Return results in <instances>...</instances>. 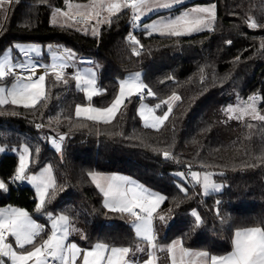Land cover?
I'll use <instances>...</instances> for the list:
<instances>
[{
  "label": "trees",
  "instance_id": "obj_1",
  "mask_svg": "<svg viewBox=\"0 0 264 264\" xmlns=\"http://www.w3.org/2000/svg\"><path fill=\"white\" fill-rule=\"evenodd\" d=\"M195 4L216 6L212 30L169 36L149 35L144 27H136L142 48L127 39L133 15L129 9L112 16L111 23H102L98 35L92 34L94 24L81 29L52 23L53 10L63 7L65 0H13L0 9V54L18 42H36L43 45L47 59L51 44L70 50L76 58L92 56L97 86L110 88L107 96L95 101L100 107L112 103L119 82L133 71L142 72L143 83L154 93L148 95L145 89L126 98L112 122L105 124L76 117V106L85 102L76 80L64 74L68 83L57 82L49 72L47 98L35 108L0 105V147L28 145L32 154L26 174L50 164L57 185L54 192L50 190L45 211L36 212L35 189L24 181H10L19 154L0 151V178L8 184V191L0 190V209L26 210L44 226L45 239L50 235L48 213L67 214L72 224L81 226L70 239L82 252L100 242L131 247L135 259L146 260L150 247L135 235L132 218L109 212L103 206V193L89 176L127 173L167 197L158 211L166 220L154 219L159 264H171L166 249L176 241L197 252L226 254L236 229L264 221V122L250 117L227 120L222 111L236 93L242 98L258 95L264 114V28L252 29L246 23L248 17L259 19L264 14V0H192L181 6ZM7 77L3 80H16ZM173 93L181 100L169 119L159 130L146 127L138 110L142 100L154 105ZM51 137L62 144L61 151L51 145ZM164 152L172 158L166 159ZM192 169L217 172L225 189L202 195L198 185H189L175 174ZM182 185L187 196L180 191ZM193 211L203 221L199 227H194ZM137 246L145 251H136Z\"/></svg>",
  "mask_w": 264,
  "mask_h": 264
},
{
  "label": "snow or ice",
  "instance_id": "obj_2",
  "mask_svg": "<svg viewBox=\"0 0 264 264\" xmlns=\"http://www.w3.org/2000/svg\"><path fill=\"white\" fill-rule=\"evenodd\" d=\"M13 0H0V9L5 4H11ZM180 3V0H90L88 5H76V15L80 17L76 23L86 24L90 20L95 19L97 24L111 23V17L120 13L123 9H129L133 15V22L140 21L141 17L154 8H171L174 4ZM71 7V5L69 6ZM107 12L109 15L101 19V13ZM56 14L62 15L66 20H74L69 12L56 9ZM56 14L53 15L52 23H56ZM216 19V6L193 8L188 12H184L180 16L173 19L160 20L152 24H144L143 27L148 30L151 35L158 32L160 35L182 36L189 35L193 32L203 31L205 29L212 30V24ZM247 26L252 29L264 28V14L259 19L248 17ZM71 26V25H67ZM79 30V29H78ZM93 35H98L97 28L93 27ZM128 41L140 48L143 45L133 35L127 37ZM231 43V41H228ZM16 47H20L17 45ZM31 51L39 53L38 46H33ZM25 55L28 51L21 48ZM69 56L73 54L70 50H65ZM133 53L137 56L140 52L133 48ZM238 59V58H237ZM45 67L44 74L39 75L36 79L33 76L36 72V65L17 63L13 64L6 56L0 61V79H3L15 72L16 69H22L31 74L26 77H19L11 88L0 87V105L11 103L12 105H22L25 108H35L46 96V76L49 71L54 74L55 81L67 84L64 79V69L67 64H52L50 69ZM73 79L77 81V87L87 93L88 99L99 94L96 88L95 73L91 75H82L77 73ZM86 85V87H81ZM147 89L148 95H154L151 89L143 83L139 73L130 75L127 79L119 82V93L115 96L112 103L105 108H96L91 105L80 106L75 108L76 117L85 116L88 120L111 123L124 105L125 99L133 94L139 95ZM260 99L258 96H250L243 105L235 107L229 106L225 109L229 114V118L242 120L250 117L252 120L264 122V115H261L256 108V101ZM181 97L175 93L167 99L161 101L155 106L160 109L166 106V110L161 115H155V109L141 107L140 115L145 121L151 119V124L146 123V127H152L157 130L164 125L169 119L173 111V105ZM43 125H37L42 127ZM252 128V124L247 125ZM64 136H60L59 140L63 141ZM250 138V137H249ZM57 148L60 144L56 143ZM5 149L0 147V151ZM38 152L39 149H36ZM31 151L28 145L23 146L22 154L19 158V167L12 177V182L28 180L35 186L38 196L36 204V212H42L46 209V202L51 198L50 190L56 189V180L52 174V167H45L38 175H27L29 167V158ZM166 159L172 158L169 152H164ZM178 176L184 177V173H177ZM191 178L196 184L203 188L205 195L210 192L220 191L222 185H219L213 179L212 172H191ZM96 187L103 193V206L109 212L120 214H128L131 219V225L135 235L143 242L148 244L152 249H157L156 233L154 227V219L161 222L166 220L165 216L158 214V209L167 199L166 196L152 192L143 185L131 181L129 178L120 176L104 177L98 173H89ZM0 190L8 191V184L4 179H0ZM180 191L187 196V189L180 187ZM219 203V202H217ZM195 218L194 227H199L203 221L199 214L193 211ZM219 216V212L217 211ZM51 220L50 235L43 238L41 233L44 232V226L38 224L32 216L21 208L0 209V264H6L5 258L10 264H48L49 258L53 261H59V264H77L80 258L82 264H136L135 260L129 259L130 254L134 255L131 247H117L107 243H96L90 250H82L74 243H66L70 234L71 218L67 214L53 215L48 213ZM221 218V223H224ZM264 221H258L255 226L238 228L234 231L231 244V251L223 255H211L206 251L193 252L185 249L181 241L173 242L168 246L167 252L171 253V264H264ZM8 236L14 237V242L18 246L13 247L11 242H6ZM40 242L37 243V238ZM26 245L31 248H26ZM160 251H165L160 248ZM136 251H145L144 248L136 247ZM179 253V255H177ZM158 257L153 251L150 257L144 261V264H157Z\"/></svg>",
  "mask_w": 264,
  "mask_h": 264
},
{
  "label": "rangeland",
  "instance_id": "obj_3",
  "mask_svg": "<svg viewBox=\"0 0 264 264\" xmlns=\"http://www.w3.org/2000/svg\"><path fill=\"white\" fill-rule=\"evenodd\" d=\"M90 3V1H88V2H85L84 0H65V5L63 6V7H57V8H55L54 10H53V12H52V18H53V15L54 14H56V9H61L62 11H67V12H69V15L70 16H73L74 18H75V16H76V12H77V8H76V5H81V6H84V5H88ZM71 5V7H69ZM210 6V5H209ZM198 7H208V5H205V6H198ZM158 9V8H157ZM185 11H183V12H181V13H172V12H169V14H167V15H164V14H157V15H154V16H151V14H152V12L150 11V12H147V14L146 15H144V16H142L141 17V20L140 21H136L137 22V25L138 26H143L144 24H152L153 22H157V21H160V20H168V19H173V18H175V17H177V16H180L181 14H183ZM187 12V11H186ZM102 13H104V16H103V18L104 17H107L109 14L107 13V12H102ZM51 18V19H52ZM145 20V21H144ZM76 20L74 19V20H66V18L64 17V16H62V15H58V14H56V23H58V24H69V25H75V26H77V27H79V28H81V29H86L87 28V24L88 23H86V24H82V23H76L75 22ZM144 21V22H143ZM103 23V22H102ZM102 23H100V24H97V23H95L94 25H93V27H95V28H97V30H99V28H100V26H101V24ZM214 24V23H213ZM213 24H212V28H213ZM205 30H207V29H205ZM154 33H158V32H154ZM193 33H195V32H193ZM193 33H191V34H193ZM159 34V33H158ZM17 45H27V44H25V42H18V43H16L15 45H14V47H9V48H7L2 54H0V61H3V59L7 56L8 57V59L10 60V62L11 63H14L16 60H20V62L19 63H23L22 61H24L23 60V57H21L22 55H23V52L21 51V49L19 48V47H16ZM29 45V44H28ZM31 46H30V48L28 49V52H29V56H32V57H36L35 58V60H34V62H33V64L34 65H36V72H35V75L33 76V79H36L39 75H37V73L44 67V65L46 64V58H45V52H44V50H43V45L42 44H40V43H36V42H32L31 44H30ZM33 46H38L40 49H42L43 51H41V52H39V53H36V52H33V51H31L30 49L33 47ZM16 48H19V52L17 51L16 52ZM49 51V49L48 48H46V52H48ZM55 56V54H51V57H54ZM71 59H68V58H66V60H68L69 62L71 61V62H74V63H76L77 64V66H79V64L80 63H82V67L80 68V66L78 67V69H81V71H78L80 74H82V75H91L92 73H95V77H96V75H97V67H96V64H95V62H94V58L92 57V56H90V55H83V56H81V57H78V58H76V57H73V56H69ZM75 70V69H74ZM135 73H139L140 74V76H141V79H142V72L141 71H133V72H130V73H128L123 79H121V81L122 80H125V79H127L130 75H132V74H135ZM23 77H26V76H28V75H30L31 73L30 72H28V71H23L22 73H20ZM6 78V77H5ZM4 79V78H3ZM3 79H0V87H5V88H11V86L14 84V83H16V81H4ZM77 82V81H76ZM81 87H86V85H81ZM96 88L98 89V90H100L99 89V87L97 86V80H96ZM85 93V95H86V97H84L85 99V102H83V103H80L79 105L80 106H88V105H91L92 107H96V108H105V107H100V106H97L96 105V103H95V99H93L94 98V96L92 97V99L91 100H89L88 99V96H87V93L86 92H84ZM99 93H100V91H99ZM119 93V92H118ZM118 95V94H117ZM134 95V94H133ZM178 95V94H177ZM96 96H98V95H96ZM101 96V95H100ZM252 96H258V95H252ZM250 97V96H249ZM259 97V96H258ZM167 99V98H166ZM126 100V99H125ZM248 100V97H245V98H242L240 95H237L236 93L235 94H232L231 95V97H230V99H229V102L226 104V106L223 108V113H225V115H226V119L227 120H236L237 121V119H234V118H229V114L228 113H226V111H225V109H227L229 106H233V107H235V106H237V105H243V103L244 102H246ZM161 102H159V103H157V104H160ZM177 103V101L175 102V104ZM157 104H154V105H152V104H150L148 101H146V100H142V103L140 104V106H139V113H140V109H141V107L143 106V107H145V108H151V109H155V115H161L162 114V112L164 111V110H166V109H164L162 112H160L159 110L160 109H162L163 108V106L160 108V109H156L155 108V106L157 105ZM175 104L173 105V108H174V106H175ZM259 104H260V99H258L257 101H256V108H257V110L259 111V113L261 114V115H264V114H262V112L260 111V108H259ZM108 107V106H107ZM142 117V116H141ZM246 118V117H245ZM244 118V119H245ZM142 119H143V117H142ZM244 119H242V120H244ZM143 122H144V124L146 125V123L147 124H151V119H149L148 121H145L144 119H143ZM227 131V133H231V130H229V132H228V130H226ZM53 140H55V138L54 137H51L50 138V143H51V145L54 147V148H56L58 151H61L62 150V144L61 143H59V142H56V143H58V144H60V147L59 148H57V146H56V144H54L53 143ZM24 146V145H23ZM23 146L20 148V149H17V148H12V149H6L5 147H2V148H4L5 150L4 151H7V152H13V153H18L19 154V158H20V155L22 154V150H23ZM29 162H30V158H29ZM50 164H47V165H45L44 167H42L39 171H37V172H33V173H29V174H27V175H29V176H31V175H38L45 167H47V166H49ZM51 166V165H50ZM18 167H19V165H18ZM52 167V166H51ZM191 172H200V173H203V172H212V173H214V176H213V179L215 180V182L217 183V184H219V185H222V187H221V189H220V191H222V190H224L225 189V187H226V185H225V183L224 182H221V181H219V180H217V172H214V171H211V170H200V169H192V170H190V171H184V170H177L176 172H175V174L177 175V173H184L185 174V176L184 177H180V176H178L179 178H181L183 181H185L186 183H188L189 185H198L199 186V188H200V192L202 193V195H205L204 194V192H203V188H202V186L201 185H199V184H196L195 183V181H193L192 180V178H191V175H190V173ZM96 173H100V175H103L104 177H111V176H107V175H109L108 173H111V172H96ZM115 173H122V174H114V175H120V177H130L129 179L131 180V181H135V182H137V183H139V184H141V185H143L145 188H147V189H149L150 191H152V192H156V193H159V194H162L161 192H159V191H156V190H154V189H152V188H149V187H147V186H145L142 182H140L138 179H136V178H134V177H132V176H130L129 174H127V173H124V172H115ZM52 174H53V176L55 177V175H54V171H53V168H52ZM129 175V176H128ZM1 179V178H0ZM24 182H27L28 184H30L34 189H35V186L33 185V184H31L28 180H23ZM184 188L186 187L185 185H182ZM36 191V190H35ZM220 191H218V192H220ZM210 193H213V192H210ZM209 193V194H210ZM37 195V194H36ZM162 195H164V194H162ZM37 198H38V196H37ZM37 222V221H36ZM38 223V222H37ZM79 227H81L79 224H72L71 223V227H70V230H69V232H70V234L71 235H74V234H79ZM6 242H11L12 244H13V247L14 248H17L16 247V244H15V242H14V240H11V241H6ZM66 243H67V241H66ZM27 246V245H26ZM150 247V246H149ZM31 248V246H29V249ZM185 248V247H184ZM82 249V248H81ZM185 249H188V248H185ZM153 250L154 249H152L151 247H150V254L153 252ZM188 250H191V251H193V252H197V251H195V250H192V249H188ZM177 255H179V253H177ZM29 264H32V262H29Z\"/></svg>",
  "mask_w": 264,
  "mask_h": 264
},
{
  "label": "crops",
  "instance_id": "obj_4",
  "mask_svg": "<svg viewBox=\"0 0 264 264\" xmlns=\"http://www.w3.org/2000/svg\"><path fill=\"white\" fill-rule=\"evenodd\" d=\"M85 2H88V1H90V0H84ZM190 1H192V0H180V3H178V4H174L171 8H154L151 12H152V14H151V16H154V15H157V14H164V15H167V14H169V12H172V13H181V12H183V11H190L191 9H193V8H197L198 6H205V5H212V4H195V5H191V6H189V7H186V6H181V5H183V4H185V3H188V2H190ZM181 6V7H180ZM179 7V8H178ZM178 8V9H177ZM177 9V10H176ZM104 16V13H101V18L103 19V16ZM144 22V21H143ZM95 23H97L96 22V20L95 19H92V20H90L89 22H88V24H95ZM136 27H138V28H141V27H143V26H138L137 25V23H136ZM25 44H27V45H19L20 47V49L21 48H24L25 50H27L28 51V49L30 48V44L31 43H25ZM29 44V45H28ZM19 48H16V52L18 51L19 52ZM40 49V48H39ZM43 50H44V48H43ZM42 49H40V51L39 52H41V51H43ZM28 54H29V52H28ZM51 54H55V56L54 57H51ZM48 55H49V57H48V59L46 58V64L44 65V66H48L49 67V69H50V66L52 65V64H61V63H64V64H67L68 65V67H66L65 69H64V74H71L73 77L77 74V73H79L78 71H81V69H78V67L80 66V68L82 67V63H80L79 64V66H77V64L76 63H74V62H69L68 60H66V58H68V59H71L70 57H69V54L65 51V50H63L62 48H60V47H58V46H56L55 44H51V46H50V49H49V51H48ZM21 57H23V60L24 61H22L24 64H33V62H34V60H35V58L36 57H32V56H29V55H25L24 54V52H23V55L21 56ZM72 60V59H71ZM73 61V60H72ZM20 62V60H16L13 64H17V63H19ZM75 69V70H74ZM45 67H43L38 73H37V75H41V74H44V72H45ZM23 71H25V70H22V69H16L15 70V72L13 73V75L15 76V75H19V76H21V77H23L20 73H22ZM26 72V71H25ZM49 72H51V71H49ZM6 78H8V77H6ZM10 78V77H9ZM13 81V80H12ZM14 81H16V80H14ZM76 86H77V82H76ZM77 89L82 93V95H83V98L84 97H86V95H85V93L83 92V91H81L80 90V87H77ZM100 89V93L98 94V96H94V98L93 99H95V101H99V100H101L103 97H105V96H107L109 93H110V88L109 87H104V88H99ZM101 95V96H100ZM85 99V98H84ZM94 173H96V172H94ZM98 174H100V173H98ZM109 175H107V176H120V175H114V174H122V173H115V172H111V173H108ZM103 176V175H102ZM129 176V175H128ZM131 176V175H130ZM126 178H128V177H126ZM130 178V177H129ZM6 208H20V207H17V206H9V207H6ZM6 208H3V209H6ZM22 209V208H21ZM160 209V208H159ZM159 209H158V211H159ZM29 213V212H28ZM30 214V213H29ZM31 216H32V218L35 220V221H37L38 222V224H41L40 223V221L35 217V216H33L32 214H30ZM42 225V224H41ZM51 220H50V230H51ZM70 236H71V234H69V236H68V239H67V243H74V244H76L80 249H81V246L76 242V241H74V240H71L70 239ZM11 240H14V237H12V236H8V238H7V241H11ZM97 243H100V242H97ZM96 244V243H95ZM95 244H93L91 247H89V248H87L86 250H90V249H92L93 248V246L95 245ZM173 243H171V244H169L168 246H170V245H172ZM158 246V245H157ZM16 247H17V245H16ZM158 248V247H157ZM82 250V249H81ZM153 251H155L156 252V255H157V249H155V250H153ZM171 254V253H170ZM134 255H132V254H130V256H129V259H133V260H135V262H136V264H144V261L145 260H138V259H135L134 257H133ZM149 257H150V254H149ZM148 257V258H149ZM158 257V256H157ZM147 258V259H148ZM49 259H51V258H49ZM146 259V260H147ZM78 260H79V258L77 259V262H78ZM49 261V260H48ZM48 264H49V262H48ZM58 264H59V261H58ZM80 264H82V262L80 263ZM157 264H159V262L157 261Z\"/></svg>",
  "mask_w": 264,
  "mask_h": 264
},
{
  "label": "built area",
  "instance_id": "obj_5",
  "mask_svg": "<svg viewBox=\"0 0 264 264\" xmlns=\"http://www.w3.org/2000/svg\"><path fill=\"white\" fill-rule=\"evenodd\" d=\"M80 19V17L79 16H75V20L77 21V20H79ZM102 19V18H101ZM136 23L137 22H133V20L131 21V32H130V34L131 35H133V36H135L136 37V35H135V30H136ZM129 34V35H130ZM9 76H12V77H14V79H18L19 77H21V76H19V75H13V74H11V75H9ZM56 142H58V140H56ZM15 175V174H14ZM14 175H12L11 176V178H10V181H12V177L14 176ZM49 264H58V261H53L52 259H49Z\"/></svg>",
  "mask_w": 264,
  "mask_h": 264
}]
</instances>
